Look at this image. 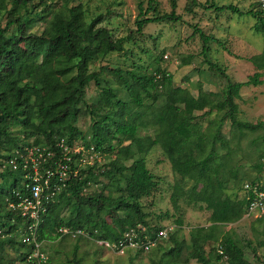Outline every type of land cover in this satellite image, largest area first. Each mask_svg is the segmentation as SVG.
Here are the masks:
<instances>
[{
    "label": "trees",
    "instance_id": "16d2710c",
    "mask_svg": "<svg viewBox=\"0 0 264 264\" xmlns=\"http://www.w3.org/2000/svg\"><path fill=\"white\" fill-rule=\"evenodd\" d=\"M171 2L172 10L168 14L157 12L155 0H148L145 10L140 2L135 32H142L148 24L178 21L175 0ZM8 5L0 0L6 18L4 26H0V264H50L48 258L39 262L33 257L36 244L43 247L53 240L70 237L61 236L62 228L83 231L84 235L76 236L77 239L88 236L110 244L123 240L130 230H135L139 238L154 237L163 228L150 224V215L143 210L141 200L150 197L158 186L146 166V156L155 146L161 148L178 176L171 194L172 206L177 208L179 198H184L189 205L210 213V226L193 229L187 246L170 237L175 246L164 252L158 243L154 249L164 252L159 262L177 264L176 259L186 248L199 264H216L222 259L228 264H248L243 247L229 235L222 236L218 247L213 246L208 252L205 247L218 242L220 226L245 217L243 184L255 183L264 168L261 153V160L254 165L258 175L241 183L238 198L227 194L229 184L238 182V178L236 171L230 170L233 155L230 141L221 135L225 122L229 121L240 134L243 130L254 132L262 127L259 123L238 121L235 102L243 86L262 84L264 10L260 5L254 1L246 12L255 20L254 30L263 37L262 52L249 59L257 71L246 82L234 83L222 68L209 62L208 69L223 75L228 80L227 86L221 94L199 91L197 95L186 87L174 85L172 75L159 65L151 74L131 70L123 75L120 69L108 67L92 71L96 62L113 53H122L133 37L129 34L114 38L111 30L99 26L102 15L90 16L81 2L72 5L70 0H60L58 4L51 0H8ZM207 8L242 15L232 5ZM186 10L191 12L190 8ZM149 12H153L151 17L147 16ZM38 23L42 24V30L32 31ZM199 33L204 49L210 40L217 41ZM189 62L186 60L184 64ZM105 72L113 76L130 101L121 99L111 82L103 79ZM91 83L99 90V97L88 106L93 123L85 134L76 127V119L82 112L81 106L86 104L85 89ZM160 99L161 106L155 107ZM213 111L217 115L204 128L201 120ZM149 128L152 135H139L140 130ZM239 136L236 134V139ZM61 140L68 148L76 144L87 149L93 147L103 159L85 167L73 164L76 176H71L65 187L60 185L47 206V213L41 217L33 242L32 222L22 217L19 209L9 207L10 201L17 203L15 193H25L27 180L19 166V154H24L25 148L37 146L60 157ZM12 159L18 164L16 169L9 165ZM126 171L129 173L124 175ZM122 176L123 186L119 181ZM102 178L109 181L105 186L101 184ZM186 181L191 182L187 189L183 187ZM93 186L102 190L92 192ZM111 188L118 197L111 194ZM113 213L118 214L117 224L106 220ZM143 228L145 231L141 233ZM260 246H264V241ZM7 249L15 253V258H6ZM76 251L75 247L67 264H82Z\"/></svg>",
    "mask_w": 264,
    "mask_h": 264
},
{
    "label": "rangeland",
    "instance_id": "374dc122",
    "mask_svg": "<svg viewBox=\"0 0 264 264\" xmlns=\"http://www.w3.org/2000/svg\"><path fill=\"white\" fill-rule=\"evenodd\" d=\"M37 1V0H34ZM58 4L60 0H51ZM255 0H175V14L179 16L176 22H162L148 24L142 32L138 33L135 27L141 2L145 10L148 0H70V4L83 3L90 16L101 14L103 19L99 26L111 30L114 38L126 37L129 34L133 39L125 44L122 53H113L107 58L96 62L91 70H98L99 67L120 69L123 75L127 71H138L139 74H151L155 66L172 75L173 83L176 86L186 87L193 95L199 91H211L221 94L226 88L228 80L215 70L208 69L209 62L216 63L222 68L231 82L243 83L257 70L250 63L249 59L259 55L263 50V37L254 30L255 20L247 15ZM8 5V0H4ZM156 9L159 14H168L172 10L171 0H155ZM232 5L242 15L231 11H215L208 6ZM10 6L8 5V8ZM187 8L191 12H187ZM153 12L148 13L151 17ZM5 13L0 9V26L5 24ZM42 24L38 23L32 28L34 32H40ZM213 37L217 41L210 40L203 48V40L200 33ZM162 57V59H160ZM190 60L189 64L184 61ZM106 78L115 87L118 96L125 101H130L124 89L120 88L111 74L105 72ZM262 84L257 86H243L240 90V97L235 100L238 106L236 119L240 122L250 124H262L254 132L243 130L240 134L233 129L229 121H226L221 135L230 141L232 150V161L230 170L236 171L238 182L230 183L227 194L239 197L241 183L247 178L257 176L254 165L261 160L260 155L264 154V75L261 78ZM99 97V90L93 83L85 89V106H81L82 112L76 119V127L85 134L90 132L93 123V115L90 114L91 106ZM158 100L155 107L162 104ZM150 101H145V104ZM200 115V113H196ZM217 115L213 111L203 120L202 126L206 128L210 120ZM151 128L139 131V135H152ZM236 134L240 139H236ZM210 141L207 140L209 147ZM222 153V151H221ZM129 164V163H127ZM146 166L157 181V189L148 198H143L141 204L143 210L150 215V224L162 227L167 230V237L159 243L164 252L175 246L170 237L180 243L190 244V233L193 229L209 227L210 213L199 210L189 205L184 198H179L177 208L171 204L173 186L178 181L170 166L169 161L159 146H155L146 156ZM126 171L124 175L128 174ZM118 178L120 184L125 183ZM102 185L109 181L102 178ZM11 184V181H9ZM191 182L183 184L185 189L189 188ZM99 186H93L90 191L100 192ZM106 191V188H103ZM114 197H118L114 188L109 190ZM112 224L118 223V214L113 213L106 218ZM180 222V224H179ZM223 235H229L236 239L245 253L248 264H264V219L255 221L243 217L241 220L219 227L217 232L218 242L210 243L205 247L208 252L211 247H218ZM157 243V244H158ZM113 244L102 241H95L88 236L79 239L66 237L62 240H53L41 247V251L50 260V264H67L72 258L74 248H77L76 255L82 259V264H153L159 263L161 255L153 247L150 253L135 254L133 250H124L122 253L116 251ZM15 253L7 249V257L15 258ZM177 258V257H175ZM174 258V259H175ZM177 264H199L190 257L189 250L183 249L181 255L176 259ZM18 264V263H16ZM216 264H228L222 259Z\"/></svg>",
    "mask_w": 264,
    "mask_h": 264
},
{
    "label": "built area",
    "instance_id": "2783aa9c",
    "mask_svg": "<svg viewBox=\"0 0 264 264\" xmlns=\"http://www.w3.org/2000/svg\"><path fill=\"white\" fill-rule=\"evenodd\" d=\"M264 10V0H255ZM63 149V154L56 157L55 152L44 147L33 146L25 148V152L19 154V166L25 172L23 178L27 180L24 185L25 193H15L17 203L10 201L9 207L19 209L22 217L30 220L32 225V240L36 241V232L38 224L41 222L42 215L48 211V204L57 194L61 187H65L71 176L75 177L77 170L73 169V164L77 163L78 167L93 165L95 161H102V156L96 152L93 147L89 149L80 144L73 148L64 146L63 140L58 144ZM72 156H75L73 158ZM264 164V157L262 158ZM9 165L16 169L18 164L14 159L10 160ZM55 181V182H53ZM59 184V185H58ZM242 194L246 201L245 218L259 220L264 217V168L261 177L253 184L245 182L243 184ZM145 229L141 230L144 233ZM61 236H70L75 238L78 235H84V232L77 230L75 232L68 228L59 229ZM141 237V236H140ZM167 237V230H159L155 236L144 235L139 238L135 230H130L124 234V239L113 248L122 253L124 250H141L143 253L149 252L153 247L158 245L162 239ZM29 241V238H26ZM40 244H36V250L33 257L39 262H44L47 257L40 250Z\"/></svg>",
    "mask_w": 264,
    "mask_h": 264
}]
</instances>
